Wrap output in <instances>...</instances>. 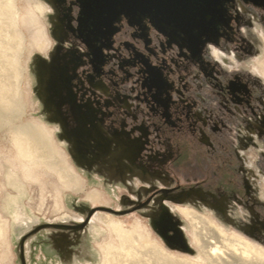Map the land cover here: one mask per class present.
I'll return each instance as SVG.
<instances>
[{
	"label": "rangeland",
	"instance_id": "1",
	"mask_svg": "<svg viewBox=\"0 0 264 264\" xmlns=\"http://www.w3.org/2000/svg\"><path fill=\"white\" fill-rule=\"evenodd\" d=\"M63 12L58 0H0V264H245L198 248L192 224L172 206L264 251V112L241 125L245 135L215 138L212 158L193 141L180 155L174 142L160 156L132 151L121 125L129 122L117 106L101 105L112 110L100 119L101 134L88 124L93 109L79 90L92 102L114 95L88 84L84 63L74 78L78 56L86 54L64 34ZM245 32L243 71L262 84L264 109V22ZM31 128L44 142L25 152L18 148ZM91 191L96 202L86 199ZM96 214L119 221L129 240ZM163 219L184 247L159 233ZM247 253L246 264H256L254 248Z\"/></svg>",
	"mask_w": 264,
	"mask_h": 264
},
{
	"label": "flooded vegetation",
	"instance_id": "2",
	"mask_svg": "<svg viewBox=\"0 0 264 264\" xmlns=\"http://www.w3.org/2000/svg\"><path fill=\"white\" fill-rule=\"evenodd\" d=\"M58 5L64 34L86 54L85 60L78 56L74 78L84 63L88 84L114 95L92 102L79 90L93 109L88 124L97 133L104 129L100 119L112 117L101 105L117 106L129 122L121 125L132 151L160 156L174 142V154L180 155L193 141L212 158L215 138L245 135L241 125L247 118L260 121L262 84L244 73L241 56L249 52L245 29L264 22V0L185 2L181 12L132 0H58ZM157 225L165 239L175 241L166 220Z\"/></svg>",
	"mask_w": 264,
	"mask_h": 264
},
{
	"label": "bare ground",
	"instance_id": "3",
	"mask_svg": "<svg viewBox=\"0 0 264 264\" xmlns=\"http://www.w3.org/2000/svg\"><path fill=\"white\" fill-rule=\"evenodd\" d=\"M39 135L40 134H39V131H37V129L36 130L34 128L28 129L26 136H25L26 140H24L25 142L23 141L22 143H20V147L18 149H20V150L21 149L22 150L27 149V151H29V148H30V150L31 149L33 150V148H34L37 150L38 148H36V147H39V145L43 141V140H41ZM44 145H45V143H44ZM36 150L34 151L35 152L34 154H36ZM27 151L25 150V152H27ZM44 158H46V157H44ZM59 175L62 176L64 178V180L71 179L73 177L70 173L59 172ZM86 199L90 200L91 202H96L98 200L97 191H91L86 196ZM179 212L186 219H188V221L192 224V226H193L192 227L193 228L192 236H193L194 243L198 248L203 249L205 252H208L210 250L211 253H215L218 250L219 251L218 253L221 255H228V256H232V257H234L236 255V257L241 258L245 264L247 262V257L249 256V254L247 253L248 248L249 249L254 248L256 255H254L253 261L256 262V264H264V251L262 248L257 247L258 245L256 246V245L250 243L249 241H246V240H243L241 238H237V237H234L233 235L231 236V235L225 233L224 231L218 229L210 220H207L202 215H200L194 211H191L190 209L179 208ZM93 219H95V221L97 220V221L103 222L107 227H109L112 231H114V233H116V235L119 236V239L121 238V240L122 239L127 240L129 237H131L129 235V232L125 231L121 227L120 222L117 220H114V219L109 218L106 215H102V214L94 215ZM132 251H133V249H132ZM129 254H131V253H129ZM169 259H167V260H169ZM174 261L178 262V260H174ZM172 262H173V260H172ZM146 264H147V262H146Z\"/></svg>",
	"mask_w": 264,
	"mask_h": 264
},
{
	"label": "water",
	"instance_id": "4",
	"mask_svg": "<svg viewBox=\"0 0 264 264\" xmlns=\"http://www.w3.org/2000/svg\"><path fill=\"white\" fill-rule=\"evenodd\" d=\"M209 0H132V2L135 4H145L149 7L155 8L157 5L162 6L166 10H178L179 12L182 11V9L185 6V2H189L193 5H198L201 2H208ZM116 213H124L126 211H114ZM165 221L164 219L161 221ZM160 222V224H161ZM172 237L175 239V243L179 244L181 247H184L185 244L183 243L181 239V234L178 229L172 228Z\"/></svg>",
	"mask_w": 264,
	"mask_h": 264
}]
</instances>
